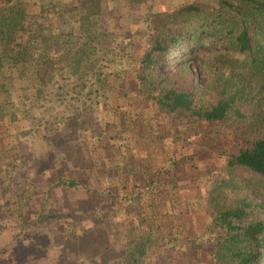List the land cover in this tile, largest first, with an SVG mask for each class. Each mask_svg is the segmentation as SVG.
Segmentation results:
<instances>
[{"label": "trees", "instance_id": "16d2710c", "mask_svg": "<svg viewBox=\"0 0 264 264\" xmlns=\"http://www.w3.org/2000/svg\"><path fill=\"white\" fill-rule=\"evenodd\" d=\"M1 2L10 8L0 14V105L9 101L13 86L23 82L29 99L40 107L56 81L57 70L79 78L94 74L101 93L123 88L114 69L118 58L113 57V47L98 40L109 37L112 21H103L100 0L69 8L67 18L55 6L43 7L40 15L34 14L35 21L29 19L30 8L21 0ZM56 12L58 25L50 26L49 17ZM71 14L78 18V33L67 25ZM143 21V33L137 39L134 36L141 30L132 26L127 32L133 37L124 38V45L130 43L135 55L134 75L128 82L140 100L156 111L151 120L160 124L161 118L169 119L172 142L163 150L168 158H163L154 141L158 125L154 127L147 119L136 128L135 142L121 147L126 184L139 182L138 168L144 169V176L125 196L110 187L105 191L109 209L121 212L122 225L129 229L128 249L119 264L154 263L162 254L171 257L178 247L182 256H187L184 251H194L193 255L206 251L208 259L203 264H264V204L258 201L259 188L235 173L244 169L264 182V0L194 3L146 16ZM98 48H102V57ZM117 48L124 50L122 45ZM202 50L217 51L213 63L204 62L205 89L176 87L165 68L175 66L189 76L192 70L187 63L196 62ZM84 113L78 107L64 120L68 126L78 125ZM165 130L162 127L158 132ZM211 152L218 154L225 175L213 178L209 168L203 170L196 163ZM67 177L69 188L78 186L71 174ZM201 188L205 193L199 198L205 200L203 234L208 240L196 243L186 235L189 228L181 212H189V191L196 193ZM90 202L94 204V198ZM90 207L60 216L68 221L89 213ZM92 211L94 216L99 214L95 208ZM99 219L95 222L100 223Z\"/></svg>", "mask_w": 264, "mask_h": 264}, {"label": "rangeland", "instance_id": "374dc122", "mask_svg": "<svg viewBox=\"0 0 264 264\" xmlns=\"http://www.w3.org/2000/svg\"><path fill=\"white\" fill-rule=\"evenodd\" d=\"M21 1L29 6L31 21L36 20L34 14L40 15L43 7L52 9L55 6L67 18L69 8H78L89 2ZM100 1L103 21L110 22L109 18L112 21L107 31L109 37L99 36L98 40L108 42L107 48L113 47V57L117 55L118 58L114 69L123 88H108L101 93L94 74L79 78L69 71L57 70L56 81L46 91V98L40 107L29 99L27 85L23 82L16 83L10 90L9 101L0 105V123L4 120V124H0V264H119L128 249L129 229L122 225L124 219L121 212L109 209L104 198L105 191L110 187L122 197L132 192L143 179L144 169L138 168L139 182L126 184L123 180L127 172L126 167L120 164V153L124 152L121 147L132 141L134 143L136 128H141L145 120H151L156 114L150 104L140 100L133 92L135 89L129 86L128 80L134 75L135 55L130 43L124 45L125 36H132L127 28L132 26L134 30L137 27L141 30L145 17L151 18L155 13L167 14L194 3L218 5L220 0ZM8 8L10 6L0 0V14ZM58 12L49 17L50 26L58 25ZM74 17L67 25L78 33L79 21ZM142 33V30L138 31L134 38ZM117 45H122L124 50ZM96 51L100 57L103 56L102 48ZM216 55L217 51L202 50L196 62L187 63L192 70L189 76L180 74V68L175 66L166 67L165 71L178 88L205 89L207 70L204 62L213 63ZM78 107L85 111L81 121L78 125L68 126L64 118L72 115ZM160 120V124L151 120L155 123L154 127L158 125L154 141L159 143L161 156L168 158L163 150L172 142L167 127L169 119L164 117ZM162 127L166 130L159 133ZM221 145L227 147L225 143ZM173 146H176L175 143ZM135 149L138 150L137 147ZM179 150L182 151V148L179 147ZM196 163L203 170L209 168L213 178L225 175L220 171L221 160L217 153L203 154L196 159ZM235 173L241 180L258 185V201L264 204L262 179L244 169ZM40 174H43L42 178ZM67 174L79 182L77 187L67 186V182H71ZM112 174L113 186L109 178ZM187 186L190 188V185ZM189 192V212H181V219H186L185 224L189 228L186 235L196 243L204 242L208 240L203 234L206 217L201 212L205 200L199 198L205 193L202 188L196 193ZM92 198L94 204L90 202ZM26 207L30 209L27 211ZM89 207V213L84 212L68 221L60 216L73 214L75 209L86 211ZM92 208L99 214L94 216ZM42 209L44 215L40 216ZM97 217L101 218L100 223L95 222ZM136 235H140L138 231ZM176 250L171 257L166 258L162 254L154 263H142L203 264L208 259L207 252L203 250H197L194 255V251L192 254L184 251L187 256H182L179 247Z\"/></svg>", "mask_w": 264, "mask_h": 264}]
</instances>
